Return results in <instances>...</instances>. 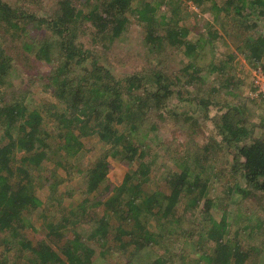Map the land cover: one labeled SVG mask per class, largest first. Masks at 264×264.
<instances>
[{"label":"trees","instance_id":"obj_1","mask_svg":"<svg viewBox=\"0 0 264 264\" xmlns=\"http://www.w3.org/2000/svg\"><path fill=\"white\" fill-rule=\"evenodd\" d=\"M44 1L11 5L0 0V242L6 250L0 253V264H19L16 261L24 258L28 264H95L98 248L105 257L116 244L131 255L126 264H187L185 251H174L179 239L181 246L196 241L199 253L193 264H263L262 252L256 247L246 250L243 243L254 231L264 232V116L252 123L240 104L223 102L225 96H237L229 65L234 57L214 62L220 33L210 25L198 40H190L198 27L186 23L183 7L205 10L212 2L214 12L235 13L244 25L255 21L254 16L264 18V0H225L223 7L213 0H58L51 12ZM133 22L142 32L146 55L126 52L131 68L117 76L111 55L120 51L118 43ZM246 26L258 28L256 23ZM243 43L247 60L264 70V28ZM178 54L186 59L183 68L170 65ZM120 57H114L119 65ZM215 72L219 85L208 88L204 74ZM22 74L27 85L17 84ZM35 84L52 92L63 108L49 115L59 129L61 145L55 150L49 144L46 117L31 107L28 90ZM213 94H220V100L211 98ZM185 106L201 108L204 116H210L212 108L221 113L210 119L212 135L203 138L208 129L200 118L180 110ZM163 129L174 141H162ZM150 134L168 145L179 169L168 174L169 193L147 191L145 178L151 169H134L137 162L145 164ZM93 137L109 150L87 171L85 199L63 222L48 225L57 237L72 228V239L56 251L45 240L33 245L19 238L22 228H33L25 214L43 206L36 196L41 185L34 172L46 161L54 163L42 186L56 191L64 182H54L58 169L67 170L85 148L82 139ZM16 152L22 158L13 167ZM225 152L234 162L220 169L216 164ZM109 158L129 168L121 185L108 179ZM211 183L228 189V196L210 198ZM182 204L186 212H202L193 229L185 228L190 221L184 213L179 216ZM232 205L236 211L230 210ZM100 207L104 211L95 218ZM88 218L90 222H84ZM83 225L89 226V234L81 232ZM158 248L165 251L155 257ZM14 249L18 258L13 262L7 252Z\"/></svg>","mask_w":264,"mask_h":264},{"label":"rangeland","instance_id":"obj_2","mask_svg":"<svg viewBox=\"0 0 264 264\" xmlns=\"http://www.w3.org/2000/svg\"><path fill=\"white\" fill-rule=\"evenodd\" d=\"M4 1L10 3L11 5H15L19 0ZM57 1L58 0H45L43 6L48 12H51L55 8ZM213 1L221 7L224 6L225 0ZM211 5L212 2H209L204 6L206 11L204 9L202 10L201 8L196 7L195 5H192V10H188L186 7H183V12L186 16V23L189 25L195 24L196 27H198L197 32H192L190 34V40H198L200 32L202 34H206L207 30L209 29L208 25H210V27L212 26L216 28L219 31L220 34L218 35V38L216 39L214 44L215 53L213 55V60L214 62L219 63L220 61L222 62L224 60H227L229 58L228 56L230 55L234 57L233 61L230 62L229 65L231 68L230 74L234 76L235 83L237 85V89L235 90L237 96L233 98L225 96L223 102L234 100L237 104L241 105V109L244 115L248 117V120L252 123H257L259 122V119L264 116V70L261 66H255L247 60L243 52V39L246 36L250 37L256 36L259 33L261 34V29L264 28V18H257L254 16V18H256L255 21L253 19H249L244 25H242L239 22V19L241 17L239 18L235 15V13L226 14L224 12H221L220 14H217L211 8ZM165 9L166 8L163 7L161 12H163ZM217 15L218 18L215 19V16ZM243 16H246L245 13ZM258 21L259 23H257ZM255 23L257 24L258 28L246 26V24L250 25ZM118 48L120 51L117 53L113 51L111 56L112 61L115 62L114 72L117 76H120L123 72L131 68L129 65L131 57L129 56L130 54L126 52L135 51L137 54L141 55L140 58L146 55V49L143 48L142 32L134 22L130 27V31L126 39L118 43ZM122 52L125 54H123ZM120 53L121 57L119 60H121V63L119 65V62H117V59H115L114 57H116V55H119ZM147 56H149V54H147ZM140 58L138 60L139 64L141 62ZM148 58H150V56ZM186 63L187 62L185 57L180 54H178L176 57H172L170 61V65L173 68H183ZM43 70L46 72L49 70V67L44 66ZM21 77L19 80H17V84H26L27 77L24 76V74H22ZM204 77L205 83L208 85V88H214L219 85L216 72L214 74H204ZM28 91L31 94V107L39 109L47 119L46 129L51 134L49 144L51 149L55 150L61 145L59 144V141L56 137V135L59 134V129L57 127V124L51 120L49 115L51 114V111L55 114L63 112V108L61 107L62 105L54 97L53 93L46 92L42 85L35 84L31 88H29ZM210 97L214 98L216 102L220 100V94H213ZM44 109L45 111H42ZM180 110L183 112H188L189 116L193 115L194 117L200 118L201 124L208 129L206 133H202L203 138L213 134V131H211L213 129L210 130V128L213 127V122H211L210 119L216 116V114H221L217 113V110L215 111L213 110V108L210 111V116L202 115L203 110L201 108L195 111L194 108L185 106L183 108H180ZM53 119L56 121L55 118ZM169 132L170 131H167L165 129L162 130V133H160L161 138H165V140L162 141H174L172 134H169ZM181 141L182 139L180 140V142ZM82 142L85 144V148L76 158L70 160L71 162L68 165V169H58L55 179L52 178L54 179V182H61L62 180L64 181L58 186L56 191L53 192L47 185L42 186V184L47 181V178L51 176L49 170L54 168V163L46 161L43 163V167L40 170L34 172V180L39 176V180L35 181L36 184H40L42 186L41 187L37 185L36 196H38L42 201L43 206L33 213L25 214V219L29 222H32L33 228H22L19 233V238H21L22 236L24 240H29L33 243V245H36V243L39 241L45 240L56 251H59V249L63 247L69 239H72L74 234L72 228L70 230H63L61 237H57L51 234L52 232L48 225L52 223L58 224L59 222H63V216H67L70 210H75L83 202V200L85 199L84 194L87 185V171L93 166V164L103 154V152L105 153L109 150V146L101 142L97 137L88 139L84 138L82 139ZM146 144L147 154L144 161L145 164L140 165L137 162L134 165V169H138L142 166H148L151 169L150 173L145 178V182L147 183L145 187L147 191L154 192L156 190H160L164 193H169L170 183L168 180V174L173 175L179 171L175 163L176 161L168 151V145L166 143H161V141L158 140L153 134H150L147 137ZM195 154V151L191 152V156L193 158L195 157ZM62 155H65V153L63 152ZM220 156L221 158L219 159L218 157L219 162L218 164H216L220 167V169H222L223 164L226 162L230 163L229 167L231 166V164H233L234 160L227 154V152H225V154L223 155L221 153ZM21 158L22 154L20 152H16L15 156L13 157L14 161L12 162V166L16 167L17 165H20L19 163ZM108 161L110 163V172L108 175L109 181L114 185H121L125 178V175L129 171V168L123 165L118 160L109 158ZM69 172L71 174H69ZM227 190L228 189L222 190V187L218 183H211L208 196L210 198H218L220 196L223 197V195H227ZM69 194H72L73 196L70 197ZM221 201L223 204L227 203V200L224 198ZM230 210L236 211V205H232ZM103 211L104 207H100L98 208V210L94 211L95 218L98 214H102ZM248 211L249 213H254L253 209L251 210V207H248ZM178 212L180 214H178L179 216L184 213L190 221L187 222V225L185 226L186 229H193L192 227H194L195 224L200 221V216L202 215V212L199 210H195V214H193L192 210L186 212L184 204L179 206ZM219 215H221V213H219ZM88 220L90 219L88 218L84 220V222H90ZM112 223L113 226L117 225V222L115 220H113ZM80 230L84 235L90 233L88 225H83ZM252 234L253 236L250 235V238H248V240L243 243L244 248L246 250L249 247L258 248L259 252H262L259 260H261L264 264V232L259 231L258 229ZM180 242L181 240L179 239V243ZM179 243L175 245L174 251H185L186 254L184 252V255L186 257L187 264H193L192 260L198 259L197 257L199 253L195 245L196 241L187 242L184 246L179 245ZM93 246L97 248L96 246L98 245L93 244ZM105 249L107 250V252L110 251L108 246ZM101 250L102 249L98 248L97 254L93 258L95 264H126L128 258H130L131 256L126 255L125 253L120 251L118 244L111 247V251L106 254L105 257L100 256ZM164 251L165 250H163L162 248H158L154 251L156 254L155 257L158 255L160 256L162 253H164ZM3 252H6V250H4V246L2 242H0V253ZM7 253L9 259L13 262L16 258H18V253L17 251H15V249L10 250ZM16 262L19 264H28L27 261H25V258L18 259ZM174 263L177 264L176 261H174Z\"/></svg>","mask_w":264,"mask_h":264}]
</instances>
